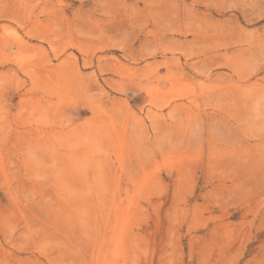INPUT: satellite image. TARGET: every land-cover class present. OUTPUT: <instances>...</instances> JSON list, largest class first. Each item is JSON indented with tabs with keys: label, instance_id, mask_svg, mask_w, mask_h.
Wrapping results in <instances>:
<instances>
[{
	"label": "rangeland",
	"instance_id": "rangeland-1",
	"mask_svg": "<svg viewBox=\"0 0 264 264\" xmlns=\"http://www.w3.org/2000/svg\"><path fill=\"white\" fill-rule=\"evenodd\" d=\"M0 264H264V0H0Z\"/></svg>",
	"mask_w": 264,
	"mask_h": 264
}]
</instances>
